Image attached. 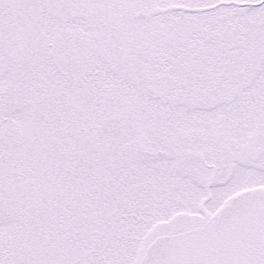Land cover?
<instances>
[{
    "label": "snow or ice",
    "instance_id": "6c2138e0",
    "mask_svg": "<svg viewBox=\"0 0 264 264\" xmlns=\"http://www.w3.org/2000/svg\"><path fill=\"white\" fill-rule=\"evenodd\" d=\"M0 264H264V0H0Z\"/></svg>",
    "mask_w": 264,
    "mask_h": 264
}]
</instances>
